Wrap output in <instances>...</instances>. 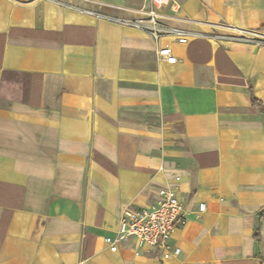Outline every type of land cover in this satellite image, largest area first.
I'll list each match as a JSON object with an SVG mask.
<instances>
[{"label":"crops","instance_id":"0c3cea01","mask_svg":"<svg viewBox=\"0 0 264 264\" xmlns=\"http://www.w3.org/2000/svg\"><path fill=\"white\" fill-rule=\"evenodd\" d=\"M169 1L185 43L84 10L142 19L146 0H0V264H264V0ZM165 189L170 256L111 251Z\"/></svg>","mask_w":264,"mask_h":264},{"label":"built area","instance_id":"2783aa9c","mask_svg":"<svg viewBox=\"0 0 264 264\" xmlns=\"http://www.w3.org/2000/svg\"><path fill=\"white\" fill-rule=\"evenodd\" d=\"M170 5L173 11L179 9L177 2L169 0H146L143 9L145 17L142 19H128L120 17L102 18L123 24L126 26L144 30L153 39L157 40L165 34H173L178 42L185 43L189 32L178 28H168L162 21L163 16L159 9L164 5ZM89 15H94L92 11H85ZM97 15V14H96ZM234 40L252 41L247 35L226 36ZM259 44L264 46V39H258ZM158 55L163 57L167 63H173L175 56L169 46H164L158 50ZM204 209V204L199 205V210ZM182 203L175 190L165 189L160 191V197L148 206L138 208H126L119 215L117 229L113 236H105L104 240L111 251H115L121 242L133 240L137 246L155 247L160 252V256L168 258L171 252L168 250V241L175 224L180 220ZM179 248H174L172 254L177 255Z\"/></svg>","mask_w":264,"mask_h":264},{"label":"trees","instance_id":"16d2710c","mask_svg":"<svg viewBox=\"0 0 264 264\" xmlns=\"http://www.w3.org/2000/svg\"><path fill=\"white\" fill-rule=\"evenodd\" d=\"M251 104L257 108H259L262 116H263V119H264V108L260 105L259 101L254 98L253 96H251ZM264 213V209H262L258 215H257V219H260L262 217ZM253 238H254V241L257 243L259 241V232H258V224H255V227H254V233H253Z\"/></svg>","mask_w":264,"mask_h":264},{"label":"rangeland","instance_id":"374dc122","mask_svg":"<svg viewBox=\"0 0 264 264\" xmlns=\"http://www.w3.org/2000/svg\"><path fill=\"white\" fill-rule=\"evenodd\" d=\"M80 6V5H79ZM81 7H83V6H81ZM84 10L85 11H92L93 13H94V15H91V16H94V17H96V18H102V17H104V16H108V17H116V16H113V15H111L110 13H107V12H105V11H102L101 9H93V8H90V7H85L84 6ZM97 14V15H96ZM103 19H105V18H103ZM105 20H108V19H105Z\"/></svg>","mask_w":264,"mask_h":264}]
</instances>
